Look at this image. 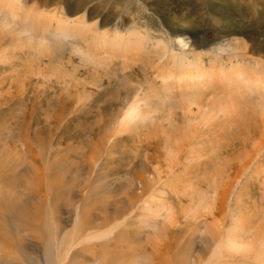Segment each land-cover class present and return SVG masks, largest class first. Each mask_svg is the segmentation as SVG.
I'll list each match as a JSON object with an SVG mask.
<instances>
[{"label":"rangeland","instance_id":"374dc122","mask_svg":"<svg viewBox=\"0 0 264 264\" xmlns=\"http://www.w3.org/2000/svg\"><path fill=\"white\" fill-rule=\"evenodd\" d=\"M22 1L29 9H37L36 11L40 10L50 15L55 14L54 16H64L62 19L64 25H73V21L86 12L85 21L89 27H94L97 23L100 31H114L117 28L121 33L126 34L128 31L135 30L141 33L140 36L148 37L146 50L136 53L132 58L133 61H127L121 56H110L112 57L110 58L102 55L99 57L101 59L94 58L87 54V50L80 41L51 37L56 31L57 25L54 22L45 39H42V34H37L38 37L32 40L31 44L36 50L26 40L22 44L15 35H8L6 31L0 30L2 34H0V178L7 186L20 189L26 187V183L30 185L34 179V176L24 168L12 172V175L4 170L5 167L2 166L1 161L8 156V159H13V162H23L25 166H28L32 153H40L43 167L50 165L51 170L53 168L58 170V173L63 176L61 180L56 179V184L59 185V181H62L61 184L67 186L68 193L70 192V199L67 200L69 203L66 202L68 204L61 199L58 202L56 199L55 203H58V206L50 207L51 211L55 212L57 209L60 214L58 216L54 213L55 222L62 229L57 227L60 235L72 230L75 220L73 211L79 202L83 211L92 212V219L96 223L99 222V227L104 229L116 224L122 214L130 210L124 199L125 191L130 184V174L139 170V165L145 160L147 153L153 154L149 143H156L159 139L166 141L167 138L173 145L180 143L185 139L189 126L193 124L183 115V108L187 102L182 96L181 88L176 84L172 86L169 82L168 86L172 89L166 93V84L157 77L159 72H164L167 68L172 71L179 69L178 66L173 68L174 61L171 57L168 59L164 57V60L160 59L161 62H158V54H160L156 50L158 42L162 41L168 45L170 50L167 56L171 55V51H175L173 53H178L177 57L187 54L188 60L191 61L194 55L201 54L199 56L202 65L209 73L214 71L215 74L220 75L221 70L229 73L237 68H253L257 63L260 69L264 68V0ZM53 39L57 44L53 42ZM179 39H183L187 46L182 47L178 43ZM40 44L42 47L38 46ZM37 50L40 53L36 52ZM162 62L163 64H160ZM178 65H180L179 62ZM218 80L217 78L213 83L215 86L219 85L218 90L214 92L220 93L223 88ZM138 92L142 98L147 99L150 105L148 107L151 108V112H154V126L148 122L150 124L144 127L130 128L114 136L109 148L104 149L96 163L97 172L93 171L90 168L93 163L94 146L102 141L104 136L113 137L112 130L115 131L118 120L127 108V102H132L134 97L139 95ZM211 92H213L212 89L206 88L202 99L208 98ZM242 101L238 100L239 103L232 107L233 120L222 118L204 129L202 140L206 148L201 160L207 158V161H203L202 165L195 163L191 169H194L195 165L199 166L198 172L207 175L210 173L211 165L235 161V157L243 152L244 140L248 141L247 147L251 150L254 148H252V142L255 143L261 136L259 132L262 128V119L257 114L258 106L245 104ZM237 119L241 124L239 122L237 124ZM245 124L255 129L253 134L256 136L253 139H251L250 129H245ZM26 144L31 146V151L26 148ZM163 146L164 144H161L162 150L165 148ZM209 153L210 156H208ZM260 158L261 164L264 165V153H261ZM207 162L210 165L206 164ZM92 171L95 173L91 175L94 176L91 180L88 178ZM194 175L189 173L185 178L192 179ZM252 175L254 174L251 173L248 176L250 180L245 179L242 183L246 186L248 182L251 183L248 195L243 192V196H246L244 199L246 206L243 207L242 216L245 219L250 217L254 225L258 227V223L264 221V175L253 178ZM73 178L79 182L75 186L71 185ZM86 182L90 184L93 182L94 189L90 192L92 194L81 197L88 184ZM184 184L181 183V185ZM26 191L29 195L35 196L38 190L31 186L26 188ZM22 201L27 204V201ZM116 206L120 208L117 207V210ZM28 221L29 218L25 216L14 215L13 220L10 219V222H6L3 227L5 231L0 232V237L4 234L10 240L12 239V246L7 248V253L12 251L14 259L21 258L24 251L27 253L30 248L33 249L34 241L37 243L38 236L34 234L36 231ZM120 227L133 241L138 237L132 245L146 250L147 253L140 252L148 255L149 240H145L144 231L140 230V233L135 234L133 231L135 227H132L133 229H125V225ZM30 230L31 233H29ZM16 244L20 246L19 249ZM128 245H120L119 251L128 252ZM4 248L6 249L1 246L0 255L5 257ZM75 250L73 257L79 256L78 247ZM190 254L199 256L202 252L195 246ZM89 258H91L90 252L85 251L76 259L75 264H91ZM194 260L196 261V258ZM20 262H0V264H20Z\"/></svg>","mask_w":264,"mask_h":264},{"label":"bare ground","instance_id":"6f19581e","mask_svg":"<svg viewBox=\"0 0 264 264\" xmlns=\"http://www.w3.org/2000/svg\"><path fill=\"white\" fill-rule=\"evenodd\" d=\"M36 10L29 9L22 0H0V30L6 31L8 35H15L22 44L27 41L34 49L31 44L32 40L38 37L37 34H42V39H45V36L49 34L51 24L54 22L57 26L51 37L65 40L71 38L80 41L87 50V54L92 55L94 58L102 57V55L109 57L121 56L127 61H133L134 55L143 50L145 51L148 46H146L148 37L140 36L141 33L135 30L124 34L117 28L114 31H100L97 23L94 24V27H89L85 21L86 12L78 16L73 21V25H64L62 20L64 16H54L55 14L50 15ZM23 36H26L27 39ZM6 40L8 42V39ZM38 42L37 44H39ZM178 43L182 47L187 46L183 39H179ZM38 46L42 47L41 44ZM156 48L160 53L158 54V62H161L160 59L164 57H167V59L171 57L174 61L173 68L177 66L179 68L176 71L167 68L164 72H159L157 77L166 84V93L172 89L168 86L169 82L172 83V86L174 84L178 85L183 91L182 96L187 102L183 108V115L185 119H190L193 123L189 126L185 139H181L182 142L175 145L167 137L166 141H160L161 139H159L156 143H149V148H151L153 154L149 155L147 153L145 160L139 165V170L130 174L129 191L126 190V196L124 195L130 210L126 214H122L121 218L119 217L120 222L117 221L116 224L103 229L99 227V222L96 223L92 219V212L90 210L83 211L79 202L73 211L75 212V220L70 231L71 234L69 232L64 235H60L57 231L61 227L55 222V214L60 215L58 210L56 209L55 212L50 210L51 206H58V203H55L56 199L58 202L61 199L65 203L70 199L67 186L62 185V181H59V185L56 184V179L61 180L63 175L61 176L58 170L54 168L51 170L50 165L43 167L40 153H32L33 156L28 166H25L23 162H13V159H8L9 156L2 158L1 164L5 167L3 169L9 171L10 175H12V172L24 168L34 176V179L30 182V185L26 183V187L23 186L24 188L20 189L7 186L0 178V232L5 231L3 227L6 222H10V219L13 220L14 215H22L29 218L28 222L36 231L35 236L38 237H36L37 243L35 241L33 243V249L30 248L27 253L24 251L22 257L16 258V261L12 251L9 254L7 253V248L9 249L12 246V239L10 240L8 236L3 234L4 237H0V250L1 246L6 247L4 249L7 256L0 255V262L75 264L81 253L88 251V253L90 252L91 264H264V221L258 223L259 226L256 227L250 217L245 219L242 216V213H244L243 207L246 206L244 200L246 196H243V192L248 195V189L251 187L250 182L246 186L242 184L243 181L245 179L250 180L251 178L248 179V176L251 173L254 174L251 176L252 178L264 175V165L261 164L260 160L261 153H264V68L260 69L261 67L257 63L253 68H237L229 71V73L220 69L221 73L218 75L213 70L211 73L205 71L199 56L201 54L194 55L193 60L189 61L187 54H179L180 56L177 57L176 54L178 53H173L175 51H171V55L167 56L170 49L162 41L156 44ZM38 50L40 49L38 48ZM246 50L248 51V49ZM178 62L180 65H178ZM160 64H163V62ZM217 78L219 79L218 83L223 88L220 93L214 92L218 90L219 86L213 84ZM206 88L212 89L213 92L210 93L208 98L202 99ZM195 90L196 92H192ZM140 95L139 93L135 96L130 103L127 100V108L118 120L115 131L112 130L113 137L111 135L104 136V139L94 146L93 163L90 168L93 171L97 172L96 163L105 151L104 149L109 148L114 136L122 134L130 128L144 127L146 124L151 123L154 126V112H151V108L148 107L150 105H148L147 99L142 98ZM170 97L167 98L170 99ZM238 100H243L242 102L245 104L258 106L257 114L262 119V128L259 132L261 136L255 142L256 145L252 142V148H254L251 150L247 147L248 141L244 140L243 152L235 157V161L224 160L227 163L213 164L209 168L210 173H206L207 175L198 172L200 170L199 166L195 165L194 169H191L193 164L202 165L203 161H207V158L201 160L204 157L206 148L204 140H202L204 129L209 128L214 122L222 120V118L233 120L231 110L234 105L240 102H237ZM238 122L241 124L239 119H237V124H239ZM244 127L246 130L250 129L251 139H253L256 136V134H253L255 129L252 127L251 129L250 125L247 124ZM161 144H164V150L161 149ZM26 145V148L31 151V146ZM208 156H210V153ZM93 171L88 179L92 180L94 177L91 176L95 173ZM194 172L198 173L195 174ZM189 173L195 174L194 178H185ZM201 175L203 177H200ZM77 183L79 182L76 178L71 180V185L75 186ZM91 183L89 182L86 185L81 197L92 194L90 192H93L94 184ZM181 183L185 184L181 185ZM31 186L33 189L38 190L35 192V196L29 195L26 191V188ZM22 200L27 201V204L23 203ZM34 200L36 201L34 202ZM117 207L120 208L116 206V209ZM121 225H125V229L135 227L136 229L133 230L135 234L140 233V230L144 231L145 240H149V243H147L150 252H148L149 257L146 254H141V252L147 253L146 250L139 246H133L138 237L133 241L129 235H125L123 229H120ZM29 233H31V230ZM123 244H129V251L126 253L118 249ZM195 246L199 248L202 255L194 256L190 254ZM77 247L79 256L73 257V251ZM194 258H196V261Z\"/></svg>","mask_w":264,"mask_h":264}]
</instances>
